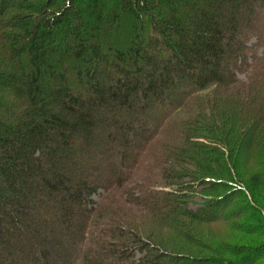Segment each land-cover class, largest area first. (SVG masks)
Wrapping results in <instances>:
<instances>
[{"label":"trees","instance_id":"1","mask_svg":"<svg viewBox=\"0 0 264 264\" xmlns=\"http://www.w3.org/2000/svg\"><path fill=\"white\" fill-rule=\"evenodd\" d=\"M257 12L264 0H0V264H230L158 251L137 208L172 228L221 206L264 237ZM237 186L239 203L217 197ZM238 258L264 264V249Z\"/></svg>","mask_w":264,"mask_h":264},{"label":"rangeland","instance_id":"2","mask_svg":"<svg viewBox=\"0 0 264 264\" xmlns=\"http://www.w3.org/2000/svg\"><path fill=\"white\" fill-rule=\"evenodd\" d=\"M256 16L259 20L261 19L260 25H262L260 30L258 28L257 32L264 38V12H257ZM249 41L250 39L246 40L247 43ZM254 41L255 39H253V42ZM262 51H264V45L258 47L255 50V53L257 52L260 54ZM237 77L243 83H247L248 70L244 69L238 72ZM110 150L111 154L109 153V155H112V157H115V154L119 151L117 146L111 147ZM113 162L104 160L102 156H97L95 160V164L101 167L113 164ZM239 165L237 167V172L242 174L244 171L242 165ZM236 176L235 177L239 180L241 179L240 181L242 182H245L246 177H248L242 176L243 178H240L237 173ZM137 183H139V181L132 180V184H129L130 186L128 185V188L131 189L134 187V190H137L135 187L137 186ZM197 186L198 185H193V191L186 193V202L189 207L194 210L204 206L207 199L206 197L197 194L195 189ZM238 188L242 187L222 188L217 197L220 199L227 196L230 201L234 199L233 202L239 203L240 199H242V194ZM198 190L199 188H197V191ZM175 193L179 194L181 192ZM99 194L101 195L102 191H99L98 194L91 197L94 203L98 202ZM210 199L214 200L215 198L211 196ZM261 207H264V205ZM218 208L219 209L214 210V212H217L218 214L220 213L219 218L221 219H219V222L209 221L204 223L193 221L183 215L177 219L178 223L174 224L172 228L164 227L156 219L153 220L150 217H146V215H143L138 208L135 211L127 212V214L131 215L129 217L134 218V220H129L130 224L135 232L142 237V240L150 243L152 247L165 254L190 256L202 263H205L203 260L220 261V258H223L225 261L230 262V264H241L238 258L240 255L249 257V255H251V250L264 249V237L255 235L250 231V229L255 227L256 224L245 219V216V218L227 220L225 218L227 214L223 212V208L221 209V206ZM245 211L246 214L250 213L248 207L247 209L245 208ZM92 231H94V229ZM230 252L233 254H225ZM140 255L141 253L137 252L136 257L138 258Z\"/></svg>","mask_w":264,"mask_h":264}]
</instances>
